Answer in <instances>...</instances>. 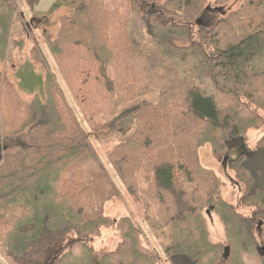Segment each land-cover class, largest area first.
<instances>
[{
	"label": "trees",
	"instance_id": "16d2710c",
	"mask_svg": "<svg viewBox=\"0 0 264 264\" xmlns=\"http://www.w3.org/2000/svg\"><path fill=\"white\" fill-rule=\"evenodd\" d=\"M174 1L55 0L47 11L30 10L43 16L62 7L70 10L57 38L47 39L44 48L81 113L92 119L95 107L114 111L119 105L112 122H101L106 129L100 132L107 136L141 124L109 155L112 162L128 160L123 166L142 174L144 190L153 197L148 199L157 202L149 221L153 232L167 237L164 250L171 262L215 264L225 258L228 264H264L259 252L264 236L254 232L255 221L242 219L221 197V182L210 170L202 171L198 160V150L210 144L243 186L239 205L255 209L264 225V135L252 151L231 146L264 126V0H216L225 7L212 23L215 12L206 0ZM14 12L8 0H0V53L8 62L30 40L26 25L15 28ZM137 14H143L158 46H165L164 56L195 60L182 81L187 83L166 74L169 102L162 105L134 101L135 76L148 74L142 62L139 72L131 67L139 50L127 30ZM31 53L36 65L45 61L41 50ZM58 85L49 71L42 95L26 101L0 71V249L18 260L40 240L64 237L66 250L48 264H150L142 233L129 217L121 219L122 242L115 252L94 250V237L110 222L104 205L111 194L102 182L104 193L84 196L105 170ZM232 149H237L234 155ZM118 171L122 178V167ZM106 184L110 193L115 191ZM208 210L221 219L231 241L223 252L209 241ZM67 234L72 236L65 239Z\"/></svg>",
	"mask_w": 264,
	"mask_h": 264
},
{
	"label": "rangeland",
	"instance_id": "374dc122",
	"mask_svg": "<svg viewBox=\"0 0 264 264\" xmlns=\"http://www.w3.org/2000/svg\"><path fill=\"white\" fill-rule=\"evenodd\" d=\"M8 1L12 4L15 11L13 15L15 28H20L22 25H26V27H28L27 31L30 34V40L25 42L23 50H21V52L19 51L21 57L16 53V57L12 62L6 60L7 78L10 82L14 81L13 83L21 97L26 101H30L34 95H42L44 91L43 81L45 78H48V72L52 71L58 79V86L62 94L72 106L73 112L80 122L83 131L90 137L91 145L95 149L97 156L104 167L105 174L103 173V178H98L96 181H93L91 187L84 193V196H97L102 192L104 193L105 190L111 194L110 200L104 205L105 216L110 219V222H108L106 227L100 229L99 234H97L98 236L94 237L92 242L94 250L99 253L115 252L122 242L120 231L123 223L121 222V219L129 217L142 233L141 245L145 253L147 251L152 256L150 264H173L164 250L165 246L169 244L167 237L163 236L161 232H153L152 230L151 222L149 220L156 214L154 210L157 208V202L148 199L153 197H149L148 194L150 193L144 190L142 174L139 172L134 175L129 172V168L123 166L128 160H122L121 158L119 159L120 161L115 160V163H119V166H115L109 155L111 152L113 154L114 149L118 145L125 142L127 139L130 140L132 134L139 129V126L141 127V124L135 122L134 127L126 134L115 132L114 134L107 136V133L100 132L101 130L106 129L105 126L101 125V122H112L113 118L119 114V105L114 111L110 110L107 105L105 107H95L92 119H90L89 116H84L75 104L71 92H69V89L66 87L63 78L57 73L49 53L44 48L47 39L57 38L61 19L62 17L69 15L70 10L66 7H62L51 14L43 16L41 14L38 15L33 13L30 9L34 7V10L47 11L55 0H41L31 8L28 7V4L35 0ZM172 1L175 3L174 0ZM215 1L216 0L205 1V5L210 6L212 8L211 10L215 12L212 13L213 15L210 17V23L215 22L217 15L221 13V9L223 6L225 7V5L217 6ZM180 20H182V18L176 19L175 22ZM192 22L194 23V19ZM44 30L49 33L48 36L43 35ZM127 31L130 40L138 46L139 50V53L135 55L136 60L134 61L137 65H131L132 69L136 72L141 71V65L139 62H142L145 70L148 71V74L141 72L135 76L139 82L136 84L137 94L134 101L137 102V105H142L139 103L162 105L163 103L169 102V98L166 94L169 90L166 88V82L164 81L165 78L170 80V75L166 76V74L174 73L177 76V79H182L177 82H180L181 84L187 83L182 81L185 76H188V72H191L195 67V60L191 58L182 59V61L175 58L171 59L170 55L172 54L164 56L162 48L165 46L159 47V41L154 40L150 36L143 14H137L131 18ZM15 36H17V34H15ZM35 49L41 50L45 59V61L42 60L38 65L31 60V51ZM17 57L19 58L17 59ZM158 60V68L154 69L153 66ZM4 64L5 63L1 64L0 69H2ZM2 73L5 74L4 71H2ZM20 73H23L24 76L20 75ZM123 84L124 83L122 82L120 83V85ZM120 89L121 87H119L118 82L116 91ZM96 91L97 94L105 96L104 92L99 88H97ZM162 107L163 106H161V108ZM262 115L264 117L263 112ZM89 119L91 121L90 123L88 122ZM263 135L264 126L259 130H250L247 139H241V141L235 140V142L231 143V146L239 145V148L242 149L243 152L247 151L248 148L252 151L255 149L257 142ZM236 151L237 149H232V155H234ZM198 157L199 168L202 171L210 170L213 172L212 174L219 179V182H221V197L236 207L238 212L241 213L240 217L242 219H253L255 221V224L253 225L254 232L258 229L261 232L260 238L262 239V235L264 236V225H262L260 218L255 216V209L245 208L239 205V196L243 186L235 177V173L227 166L225 167L223 162L215 157L210 144H205V146L198 150ZM85 166L88 170L84 172V175L89 178L91 172L89 169L90 163ZM119 167H122V172L124 173H122V178L125 180L119 176ZM100 180L101 182L99 183ZM106 181L111 183L115 191L111 193L108 191ZM102 182L104 190L102 188V190L100 189V184ZM204 191L205 187L201 186L200 192ZM208 211L210 214H206L205 212V216L208 223L209 241L212 244L220 245L222 247L221 252H223L225 247H232L231 241L226 235L225 226L221 219L211 210ZM257 233L259 232L257 231ZM65 236V239H67L72 235L67 234ZM67 243L68 239L64 240V237H62L60 241L55 239L45 241L42 239L29 248L24 258L18 260L7 257L4 251L0 249V264H48L57 255L66 250ZM231 255H233V253ZM244 257L247 260L250 259V256L245 255ZM228 263L229 261H227V259L220 258L215 264ZM143 264H149V262L143 261Z\"/></svg>",
	"mask_w": 264,
	"mask_h": 264
},
{
	"label": "crops",
	"instance_id": "0c3cea01",
	"mask_svg": "<svg viewBox=\"0 0 264 264\" xmlns=\"http://www.w3.org/2000/svg\"><path fill=\"white\" fill-rule=\"evenodd\" d=\"M17 55L21 56L20 53H18ZM2 63H5L2 67V69H0V71H4L5 72V75H6V68H7V65H6V60L2 57L1 53H0V66ZM20 71V70H19ZM20 75L24 76L23 73H20ZM45 80V79H44ZM14 82V81H13ZM44 82V81H43Z\"/></svg>",
	"mask_w": 264,
	"mask_h": 264
},
{
	"label": "water",
	"instance_id": "95a60500",
	"mask_svg": "<svg viewBox=\"0 0 264 264\" xmlns=\"http://www.w3.org/2000/svg\"><path fill=\"white\" fill-rule=\"evenodd\" d=\"M208 214H210L209 211H208ZM260 226H261V224H260ZM259 252L261 253V255L264 256V246L260 247Z\"/></svg>",
	"mask_w": 264,
	"mask_h": 264
}]
</instances>
